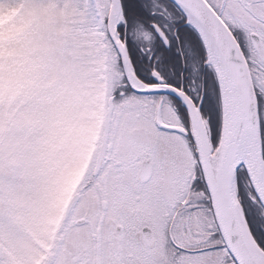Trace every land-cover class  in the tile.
Segmentation results:
<instances>
[{
	"label": "snow or ice",
	"instance_id": "6c2138e0",
	"mask_svg": "<svg viewBox=\"0 0 264 264\" xmlns=\"http://www.w3.org/2000/svg\"><path fill=\"white\" fill-rule=\"evenodd\" d=\"M0 264H264V0H0Z\"/></svg>",
	"mask_w": 264,
	"mask_h": 264
}]
</instances>
